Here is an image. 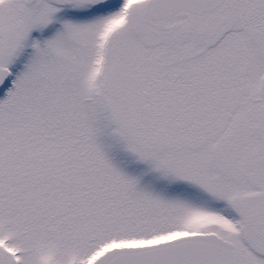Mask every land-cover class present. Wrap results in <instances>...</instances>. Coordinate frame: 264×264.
<instances>
[{"label":"snow or ice","instance_id":"6c2138e0","mask_svg":"<svg viewBox=\"0 0 264 264\" xmlns=\"http://www.w3.org/2000/svg\"><path fill=\"white\" fill-rule=\"evenodd\" d=\"M0 264H264V0H0Z\"/></svg>","mask_w":264,"mask_h":264}]
</instances>
